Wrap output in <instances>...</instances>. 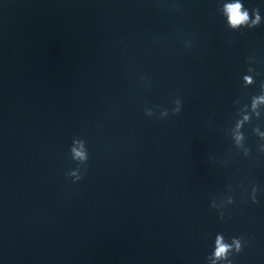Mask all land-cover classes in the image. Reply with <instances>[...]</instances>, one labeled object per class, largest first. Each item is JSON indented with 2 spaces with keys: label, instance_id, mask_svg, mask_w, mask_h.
I'll return each instance as SVG.
<instances>
[{
  "label": "water",
  "instance_id": "95a60500",
  "mask_svg": "<svg viewBox=\"0 0 264 264\" xmlns=\"http://www.w3.org/2000/svg\"><path fill=\"white\" fill-rule=\"evenodd\" d=\"M234 2L0 0V264H264V0Z\"/></svg>",
  "mask_w": 264,
  "mask_h": 264
},
{
  "label": "clouds",
  "instance_id": "9594fccd",
  "mask_svg": "<svg viewBox=\"0 0 264 264\" xmlns=\"http://www.w3.org/2000/svg\"><path fill=\"white\" fill-rule=\"evenodd\" d=\"M244 9V5L240 2V0H236L234 3H225L223 5V11L224 14L227 16L228 19V26L231 27L232 29H238L240 26L243 25H248L249 22V14L247 10H242ZM260 22V16L258 14V9H257V14L255 17V20L251 22V25H248L249 27H254L258 25ZM245 80L247 82H251L249 77H245ZM264 102V97H261L258 101L254 102ZM237 139H241V137H237ZM83 147V146H81ZM73 153L75 158L85 160L87 159V155L84 151L78 150V149H73ZM233 243L236 245L237 251L240 250V242L239 240L234 239ZM215 252H214V257L216 259H225L227 256V253L231 249L232 245L225 244L223 243V237L222 236H217L215 239ZM215 264V262H213ZM231 264V262H229Z\"/></svg>",
  "mask_w": 264,
  "mask_h": 264
}]
</instances>
